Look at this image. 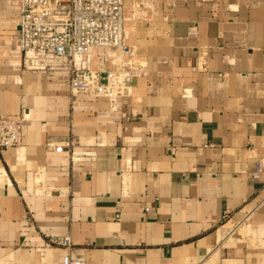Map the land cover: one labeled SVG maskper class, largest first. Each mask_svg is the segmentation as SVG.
<instances>
[{
	"label": "crops",
	"instance_id": "crops-1",
	"mask_svg": "<svg viewBox=\"0 0 264 264\" xmlns=\"http://www.w3.org/2000/svg\"><path fill=\"white\" fill-rule=\"evenodd\" d=\"M21 7L0 0V119L25 120L0 151V264H63L67 237L87 264H264V204L245 222L263 197L264 0H125L128 53L77 63L128 72L120 99L26 70Z\"/></svg>",
	"mask_w": 264,
	"mask_h": 264
},
{
	"label": "built area",
	"instance_id": "built-area-1",
	"mask_svg": "<svg viewBox=\"0 0 264 264\" xmlns=\"http://www.w3.org/2000/svg\"><path fill=\"white\" fill-rule=\"evenodd\" d=\"M124 10L125 0H22L18 42L25 69L68 71L72 98L130 97L133 77L128 72L122 69L101 72L77 65L94 49L128 53ZM24 121V117L0 119L1 152L21 146ZM64 147V144L47 146L58 154L64 151ZM260 174L261 166L257 165L251 176L258 179ZM262 193L261 201L250 210L245 222L264 204V185ZM60 195L64 196L63 193ZM51 243L67 249L63 264H87L83 254L73 253L69 237L51 239Z\"/></svg>",
	"mask_w": 264,
	"mask_h": 264
}]
</instances>
